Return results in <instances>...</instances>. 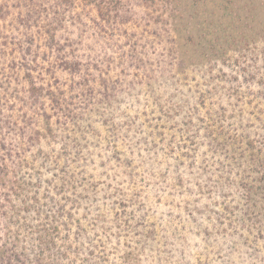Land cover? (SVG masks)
Instances as JSON below:
<instances>
[{"label":"rangeland","instance_id":"obj_1","mask_svg":"<svg viewBox=\"0 0 264 264\" xmlns=\"http://www.w3.org/2000/svg\"><path fill=\"white\" fill-rule=\"evenodd\" d=\"M36 1L0 0L9 4L0 30L16 35L29 12L56 22L62 43L80 28L67 4L55 18L50 1L47 10ZM196 1L227 13L225 0ZM249 1L232 5L246 17ZM134 8L137 18L149 12L143 0ZM249 19L229 25L231 47L218 56L178 37L183 64L149 75L123 70L119 58L108 68L117 55L105 39L93 41L104 61L89 81L63 67L57 44L45 58L46 39L37 38V102L26 68L3 59L0 247L26 264H264V38ZM161 29L129 26L155 42ZM224 34L208 37L225 42Z\"/></svg>","mask_w":264,"mask_h":264},{"label":"trees","instance_id":"obj_2","mask_svg":"<svg viewBox=\"0 0 264 264\" xmlns=\"http://www.w3.org/2000/svg\"><path fill=\"white\" fill-rule=\"evenodd\" d=\"M48 1L52 5L55 18L60 13L66 12L71 14L75 23L81 24L80 28L74 25L68 30V35L64 37L65 41L63 43L58 36L59 26L56 22L43 20L40 15H36L34 18L30 12L23 13L20 23L26 28L23 30L19 27L16 28L18 31L16 35L0 30V63L6 57L13 56L10 62L14 66L11 69L19 66L26 68L25 77L28 78L30 85L28 92L36 102L42 94L43 88L37 86L34 79L36 74L33 72L39 67L37 56H39L40 51L32 45L37 38H43V36L46 39L43 54L45 58L55 54L53 49L54 44H57L59 46L57 47V59L64 60L61 63L63 67L73 72H81L87 81L92 78L90 74H94L91 73V66L99 69L101 62L104 61L101 58L102 54L94 52L90 46L99 41L103 42L104 39L109 48L114 50V55H117L116 57L112 55L105 61L108 62V68L110 62L114 61L112 58H119L118 62L123 65V70L135 67L145 75H149L150 72L175 65L178 61L181 62L179 66L183 64L182 60L184 59L180 57L181 43L178 41V37L183 38L185 44L194 47V52H200V56H218L227 52L231 47L229 44L230 35L227 32L229 25L231 24L237 28L239 24L234 25L236 22L250 20V16L252 20L258 18L257 20L261 25L260 35L257 34L264 38V1L257 4L256 1L250 0L246 6L247 15L243 17L239 13L240 7L235 8L232 5L234 0H225L227 3L223 9L227 11L226 15L216 17L215 15H218L217 11L211 10L209 7L203 9L197 4L196 0H143V4L149 12L147 11V15L140 18L136 16L134 0H45L41 3L37 0L35 4L36 6L43 5L41 7L47 10L46 4ZM64 4L68 6V10H65V12L61 11L60 8ZM157 10H162V12L156 14ZM201 10L204 12H201ZM4 13L9 14V4L0 2V15L3 16ZM36 13H38V7ZM19 15L22 14L19 13ZM60 20L63 21L65 18L62 17ZM138 20L143 24H157L162 28L165 37L158 39L157 42L149 41L136 31H130L129 26ZM1 27L0 24V29ZM217 29L218 31L224 29L225 42H219L220 35H217L214 39L208 37ZM152 34L155 39L159 38L156 30ZM227 42L228 45H225ZM84 43L87 44V54L90 53L88 55L81 53V48L78 47V45ZM68 47H70V50H68ZM29 55L35 59L37 65L32 63L34 62L33 59L32 62L27 59ZM17 56L23 58L16 59ZM108 68L106 69L107 72H109ZM112 83L116 85L115 81ZM105 86L108 87V83ZM107 93L106 91L105 94ZM261 179L260 188L264 190V174ZM248 190L250 193L260 192L254 187H250ZM23 257V253L13 247H8V245L4 246L3 249L0 247V264H26Z\"/></svg>","mask_w":264,"mask_h":264}]
</instances>
